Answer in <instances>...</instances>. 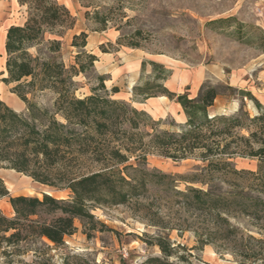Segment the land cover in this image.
Segmentation results:
<instances>
[{"label": "trees", "instance_id": "trees-1", "mask_svg": "<svg viewBox=\"0 0 264 264\" xmlns=\"http://www.w3.org/2000/svg\"><path fill=\"white\" fill-rule=\"evenodd\" d=\"M17 1L27 7L28 17L7 29L3 80L14 84L12 92L26 109L17 111L0 96V167L71 195L11 196L0 177V199L9 197L14 211L9 217L0 210V256L11 262L33 251L41 264L49 260L47 251L66 246V238L77 232V219L91 232L98 224L106 227L96 220L94 210L126 206L159 230L143 236L148 245L160 248L161 255L141 264H192L190 249L166 233L175 229L194 231L195 249L220 244L237 264L264 263V105L243 91L254 101L256 115L245 105L232 114H213L210 108L225 94V86L207 82L195 96L189 90L172 92L164 84L168 70L155 61L153 68L164 74L154 77L163 83H139L134 95L174 100L187 118L179 131L162 128L146 110L113 99L103 75L91 94L78 96L76 77L93 71L97 61L86 49L89 34L84 30L73 35L71 46L77 54L67 65L62 57L64 38L75 28L76 16L58 0ZM101 24L106 27L107 21ZM260 44L264 49V37ZM129 46L141 47L137 42ZM42 95L50 99L40 103L37 98ZM150 154L175 161L193 158L202 165L197 166L199 172L182 177L151 168ZM237 159L254 161L256 168H239ZM179 180L190 184L182 189ZM238 218L251 221L260 236L233 221ZM70 257H65V264H70ZM81 260L77 264H91Z\"/></svg>", "mask_w": 264, "mask_h": 264}, {"label": "rangeland", "instance_id": "rangeland-1", "mask_svg": "<svg viewBox=\"0 0 264 264\" xmlns=\"http://www.w3.org/2000/svg\"><path fill=\"white\" fill-rule=\"evenodd\" d=\"M58 1L66 4L77 19L75 28L64 38L62 57L65 63H74L77 49L71 46L72 37L84 30L89 34L86 49L97 56L94 70L76 77L80 84L78 96L91 94L92 88L100 83L98 76L103 75L106 90L113 99L146 110L154 120L160 121L162 128L179 131L187 118L174 100L164 95L150 98L134 95L135 85L154 82L157 80L155 75L164 74L162 70L153 68L151 62L155 61L168 70L164 84L172 92L189 90L195 96L204 83L225 86V94L218 97L210 108L213 114H232L245 105L252 116L256 115L258 109L254 101L244 97L243 91L251 92L264 105V49L260 46V39L264 37L261 32V29L264 30V0ZM87 13L90 15L87 16ZM27 17V7L20 6L17 0H0V35H6L11 25L23 24ZM230 17L235 19L212 24L214 20ZM104 19L107 21L106 27L101 24ZM249 37L251 40L248 41ZM132 42L139 43L141 47L129 46ZM6 60L3 48L0 50V96L16 108L12 92L14 84H7L3 80L7 75ZM157 81L163 83L162 79ZM115 87L118 88L117 92L114 91ZM49 99L50 95L37 98L40 103H46ZM25 109V103L19 104V111ZM148 162L151 168L182 177L199 172L197 166L202 165L201 161L193 158L175 161L157 154H150ZM236 162L239 168H256V162L248 159H237ZM11 170L0 167V177L11 196L42 197L44 192H48L68 199L71 195L69 190L42 184ZM179 181L182 189L190 184ZM10 205L9 197L0 199V210L9 217L14 215ZM93 214L96 220L106 225L105 228L98 224L96 230L88 232L83 222L77 219V232L66 238V246L47 251L49 260L41 264H65L68 255L71 256L68 258L70 264L80 263L81 259L91 264H141L150 256L161 255L160 248L148 245L143 236L145 232L157 234L159 230L141 220L129 207H102L94 210ZM233 221L246 231L260 236L248 219ZM177 223L182 224L180 221ZM166 233L173 241L190 249L192 264H237L231 253L223 251L220 244L195 249L198 240L194 231L180 233L175 229ZM179 253L184 254L185 251L180 249ZM0 264L39 263L33 251H26L14 256L11 262L0 256Z\"/></svg>", "mask_w": 264, "mask_h": 264}, {"label": "bare ground", "instance_id": "bare-ground-1", "mask_svg": "<svg viewBox=\"0 0 264 264\" xmlns=\"http://www.w3.org/2000/svg\"><path fill=\"white\" fill-rule=\"evenodd\" d=\"M4 34H5V32H4ZM6 39V35H0V50L1 49H3V48H5V40ZM162 97H164V96H162ZM13 99H14V101H15V105H16V108L15 107H13V108H15L16 110H18L19 111V104H24V102L16 95V94H13ZM10 105V104H9ZM11 106V105H10ZM10 170V169H9ZM11 171H13V172H16L15 170H11ZM17 173V172H16ZM11 186V185H10ZM9 187V186H8ZM11 206V205H10Z\"/></svg>", "mask_w": 264, "mask_h": 264}, {"label": "water", "instance_id": "water-1", "mask_svg": "<svg viewBox=\"0 0 264 264\" xmlns=\"http://www.w3.org/2000/svg\"><path fill=\"white\" fill-rule=\"evenodd\" d=\"M18 111V110H17ZM45 193H48V192H45ZM49 194V193H48Z\"/></svg>", "mask_w": 264, "mask_h": 264}, {"label": "crops", "instance_id": "crops-1", "mask_svg": "<svg viewBox=\"0 0 264 264\" xmlns=\"http://www.w3.org/2000/svg\"><path fill=\"white\" fill-rule=\"evenodd\" d=\"M7 33V32H6Z\"/></svg>", "mask_w": 264, "mask_h": 264}]
</instances>
